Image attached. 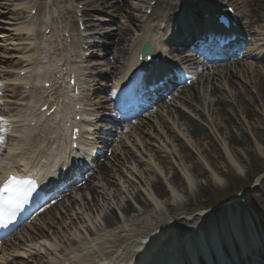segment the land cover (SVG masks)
<instances>
[{
  "label": "bare ground",
  "instance_id": "bare-ground-1",
  "mask_svg": "<svg viewBox=\"0 0 264 264\" xmlns=\"http://www.w3.org/2000/svg\"><path fill=\"white\" fill-rule=\"evenodd\" d=\"M154 1L0 0V24L4 26L0 27V52L6 54L1 58L9 61L8 66L0 67V90L4 91L5 99L2 101L6 104L0 108V116L6 122L0 133L3 140L0 143V157L7 163L6 166H15V161L21 160L30 166L28 172L41 179L56 163L57 158L52 163V156L60 154L55 152H60L56 145L59 144V137L54 139L53 147L49 146L55 131L58 129L60 135L61 130L34 115L32 103L27 101L29 91L24 86L36 89L37 80L48 76L50 67L65 64L63 59L66 56L71 55L73 58L70 50H84L86 46L93 51L92 58L96 56L99 61H113L111 63L117 76L130 64L127 57L129 59L140 44L155 39L152 38V31L156 25L149 22L150 19L154 20L147 14ZM179 1L182 5L183 0ZM233 1L238 10L243 5L250 8L251 18H257L256 25L262 24L256 31L259 36L256 40L259 48L257 56L246 52L240 57L234 56L230 61L224 60L229 61L226 64L202 65L200 71L195 73L198 76L196 82L185 84L169 100L159 104L156 110L121 129L116 145L108 151L111 154L110 164H98L99 177H89L84 186L77 188L76 195L63 199L51 211L45 212L43 217L39 215L36 222H31V226L19 231L18 237L6 241L8 247L2 244L0 264H29L21 254L11 256L9 249L14 253L24 250L21 246H25L26 241H36V238L39 239L36 242L37 245L40 243V252L31 253L36 261L30 264H95L98 260L114 261L115 254L121 251H124L125 257H136L140 253H148L145 243L149 234L152 235L158 229L170 228L168 237L183 241L189 235H197V228L201 225L214 221L215 217H209V221L207 217H194L190 222L182 217L191 211L195 203L207 196L208 189L200 185L210 187L207 183L198 182L196 169L191 168V163L196 166L194 154L197 153L209 163L215 186L226 191L230 186L225 184L221 175L226 166L213 169L211 165V145L215 143L211 135L216 133L222 139V148L234 175L249 180V174L232 155L230 145L243 149L251 145L248 138L250 133L257 131L259 134V129L264 130L263 123L256 118L258 113L264 117V93L258 90L259 76L264 78V58H260L264 55V0ZM157 3L159 9L168 11L167 14L179 6L165 8L167 0ZM80 6L84 7L83 11L79 9ZM110 9L115 13H124L120 17L124 18L127 26L116 29L95 16L104 15ZM1 10L8 11V16ZM32 11L37 12L36 16H31ZM80 14L83 15L81 19ZM80 22L86 27L85 32L80 31ZM59 28L71 34L73 47H62L56 42ZM46 31L50 34L47 35ZM108 42L113 51L101 59L98 55L100 51L111 49L106 47ZM62 48L69 54L60 53ZM156 52L163 54L159 50V43ZM256 59L263 61L262 66L259 67L253 61ZM98 60L93 59L96 64ZM96 64L94 70L97 69ZM98 66L103 69L102 65ZM238 76L245 82L234 81ZM84 81L100 85L98 76L94 79L91 73L81 80L82 86ZM249 84L257 91L256 96H252V91L248 90ZM63 89L61 86L58 94L60 101L70 102L72 96ZM94 95H87L86 101L93 104L90 99ZM64 112H61L60 117L64 118ZM27 120H33L35 125L26 129ZM244 122L247 124L245 128ZM11 127L21 130L20 135L12 134ZM43 132H49L45 139L40 136ZM5 134L12 137H6ZM190 145L196 153L190 151ZM254 149L258 158L264 160V149L259 145ZM197 165L200 166L199 163ZM203 175L201 172L200 176ZM261 184L264 186V179ZM260 187L258 185L249 194V204L243 213L264 234V190H260ZM77 204H80L79 208ZM254 219L260 220L256 222ZM254 224L251 223L250 227L255 228ZM49 227H56L54 236L58 237V242L71 236L63 253L45 238ZM244 228L249 227L244 225ZM184 243L188 244V241ZM197 244L204 255L211 250L206 241L202 247L199 242ZM112 250L113 255L110 256Z\"/></svg>",
  "mask_w": 264,
  "mask_h": 264
},
{
  "label": "rangeland",
  "instance_id": "rangeland-1",
  "mask_svg": "<svg viewBox=\"0 0 264 264\" xmlns=\"http://www.w3.org/2000/svg\"><path fill=\"white\" fill-rule=\"evenodd\" d=\"M107 13L111 15L113 12L108 11ZM113 14L115 15V13ZM102 17L103 19H106V20L107 19L112 20V18H109L107 15H103ZM4 64L5 63H0V65H3V66ZM257 64L259 67L262 66L259 63ZM259 78H260V84H259L260 87L258 88V90H261L264 93V78L260 76ZM234 81L245 82V80L240 76L234 78ZM248 90L252 91L253 93L252 96L257 95V91L253 88V86L250 85V87H248ZM249 97H250V94H249ZM256 118H258L260 122L263 123L262 126L264 127L263 115L258 113V116ZM245 125L247 124L244 122V128H245ZM252 133H250L248 137L251 140V145H246L243 149H240L238 146L234 144L230 145V150H231L232 155L237 161L240 162L241 166L249 174L248 176L249 180L240 179L238 178V176L234 175L232 170L229 168L228 161L226 159V154L222 148L223 147L222 139H220L219 135H217L216 133L211 135V138L215 142V143H212L211 145V147L213 148L211 151V157H210V161L212 162L211 165L213 169L215 168L219 169V167L223 168L224 166H226L225 169L223 168V172L221 174L223 181H225V184H228L230 186V189L226 191L218 189L215 186L209 163L206 162L200 155H196L197 154L195 152L196 150L190 145L192 148L190 151H194L196 153L193 156L194 157L193 162L196 163V166H194V164L191 163V166H192L191 168L196 169L195 176L198 177V182L201 181L203 183L209 184L210 186L209 188H207L206 186L200 185L199 183L200 186L208 189V192H207L206 197L202 198L199 202L194 204V206L192 207V211H191L192 213L199 211L202 206H208V204L218 203L219 201L229 199L237 195L238 193L245 191L246 189L253 190L257 188L258 185L261 186L260 190L262 189L264 190V186H262L261 184V181L264 178V160L258 158L257 153L255 151L256 149H254V147L257 145H259L262 149H264V130L259 129V134L257 133V131L256 132L254 131L253 134L256 135V137L253 136ZM219 155L220 157H218ZM105 162L107 163V160H105ZM198 163L200 164V166L197 165ZM201 172L204 173L203 176H200ZM226 174H228L229 176H225ZM200 177H204V179H200ZM74 190L72 192H75ZM66 239L67 237L62 239L63 240L62 242L64 244L66 242Z\"/></svg>",
  "mask_w": 264,
  "mask_h": 264
},
{
  "label": "snow or ice",
  "instance_id": "snow-or-ice-1",
  "mask_svg": "<svg viewBox=\"0 0 264 264\" xmlns=\"http://www.w3.org/2000/svg\"><path fill=\"white\" fill-rule=\"evenodd\" d=\"M150 51V46L145 48V57H148ZM5 124L4 117L0 116V133L3 132ZM75 131L78 132L79 129ZM72 138L75 139V133L72 134ZM2 142L3 140L0 138V143ZM35 191L36 185L33 180L21 179L16 176H9L0 185V229H9L14 224L15 217L24 210Z\"/></svg>",
  "mask_w": 264,
  "mask_h": 264
}]
</instances>
